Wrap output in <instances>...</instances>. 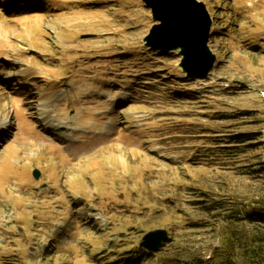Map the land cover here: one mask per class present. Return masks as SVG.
<instances>
[{
	"label": "rangeland",
	"instance_id": "374dc122",
	"mask_svg": "<svg viewBox=\"0 0 264 264\" xmlns=\"http://www.w3.org/2000/svg\"><path fill=\"white\" fill-rule=\"evenodd\" d=\"M60 1L0 37V264H218L227 237L264 264V223L244 217L264 203V0H199L218 59L206 79L144 47L141 0ZM48 101L72 139L43 124ZM155 229L169 239L149 253Z\"/></svg>",
	"mask_w": 264,
	"mask_h": 264
},
{
	"label": "water",
	"instance_id": "95a60500",
	"mask_svg": "<svg viewBox=\"0 0 264 264\" xmlns=\"http://www.w3.org/2000/svg\"><path fill=\"white\" fill-rule=\"evenodd\" d=\"M151 11L153 25L143 38L151 51L176 53L179 68L188 79H206L214 71L217 55L210 49L213 19L199 0H141ZM33 177L40 179L39 170ZM169 233L155 229L146 233L140 246L149 253L160 252Z\"/></svg>",
	"mask_w": 264,
	"mask_h": 264
},
{
	"label": "bare ground",
	"instance_id": "6f19581e",
	"mask_svg": "<svg viewBox=\"0 0 264 264\" xmlns=\"http://www.w3.org/2000/svg\"><path fill=\"white\" fill-rule=\"evenodd\" d=\"M2 1L3 3L5 2V4L8 5L9 7H13L12 9H17L16 12H12L13 13L12 17L14 18L8 17L5 11L0 10V37L3 39H8L10 37L11 21L21 22L23 19L28 18L27 16H23V13L32 12L38 18L43 19L42 16H45V17L47 16L46 14L41 13L42 11H46L47 9L49 10L53 8L57 10L66 4V2H63L60 0H49V3L47 4L45 3L44 0H2ZM78 3L82 5H95L96 4L95 1H89V0L79 1ZM29 6H32L33 11L28 10ZM46 6H48V8H46ZM39 9H40V12H39ZM89 15L90 14H82V16H84L85 18L86 16H89ZM81 21H84V23H86V20H81ZM47 22H48V25H54L56 20L49 18ZM113 22L114 21H105L104 24L106 27L109 28L111 25H113L112 24ZM114 27H116L115 31H118L119 23H116ZM15 48H19V46ZM20 74L23 76L25 81H30L34 78H45V76L41 75L39 70H34L31 68L25 71H22ZM63 92L64 90H62L57 80H55L52 82V85L49 87V89L44 93V97L45 99H50L51 97H59ZM117 102L119 101L116 100L115 104ZM6 103L9 105L8 102ZM50 103L51 102L48 101V103H45L41 107L39 106L40 109L38 112L39 113L38 116L40 117V119L42 120L43 124L46 127L48 128L53 127L55 130H59L61 138H64L66 140L72 139V136H73L71 132L72 127L68 123L63 122L60 119H58V115L53 114ZM4 112H5L4 109L0 108V133L6 129L8 125V121H9V116L6 119L2 118V114ZM53 134H55L54 131H53ZM96 217L99 218L100 215H97Z\"/></svg>",
	"mask_w": 264,
	"mask_h": 264
},
{
	"label": "trees",
	"instance_id": "16d2710c",
	"mask_svg": "<svg viewBox=\"0 0 264 264\" xmlns=\"http://www.w3.org/2000/svg\"><path fill=\"white\" fill-rule=\"evenodd\" d=\"M248 138H250V135H238L232 137V140L236 141V144L239 143L244 144V142H246L247 140H251ZM260 170L261 169H258L257 172H259ZM244 217L253 223H264V203L262 205L260 204L258 206H255L250 211H245ZM251 243H254V241H252ZM258 246H260V243L258 244ZM237 251L238 248H235L234 244L232 243V240L229 237H227L225 240L224 248H222L221 250V256L218 258V264H241L237 260L238 257V255L236 256ZM243 261L244 264H252L254 262V259L251 256H249L245 258V260Z\"/></svg>",
	"mask_w": 264,
	"mask_h": 264
}]
</instances>
